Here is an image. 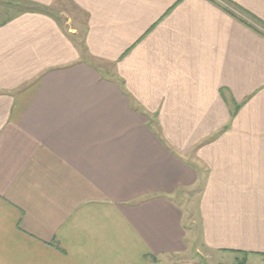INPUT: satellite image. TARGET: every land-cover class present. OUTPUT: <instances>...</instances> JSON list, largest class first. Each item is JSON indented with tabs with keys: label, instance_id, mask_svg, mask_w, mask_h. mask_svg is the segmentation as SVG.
Returning <instances> with one entry per match:
<instances>
[{
	"label": "crops",
	"instance_id": "crops-1",
	"mask_svg": "<svg viewBox=\"0 0 264 264\" xmlns=\"http://www.w3.org/2000/svg\"><path fill=\"white\" fill-rule=\"evenodd\" d=\"M249 15L264 0H1L0 264H159L195 189L203 254L264 264Z\"/></svg>",
	"mask_w": 264,
	"mask_h": 264
},
{
	"label": "rangeland",
	"instance_id": "rangeland-1",
	"mask_svg": "<svg viewBox=\"0 0 264 264\" xmlns=\"http://www.w3.org/2000/svg\"><path fill=\"white\" fill-rule=\"evenodd\" d=\"M1 1V0H0ZM13 3V2H11ZM10 7H14L12 6V4H9ZM2 12H4V14L9 13L10 11H12V9L6 12V8L5 10L3 8H1ZM11 14V13H10ZM251 97H247L245 98L242 102H240V104L236 103L235 101L232 102L231 105V111H230V115H229V119L225 122V124L218 129V131L216 132V134H214L213 136H210L208 138H206V140H204L201 145H205L207 143H210L212 141H215L217 138L220 137L221 134H224L228 131L231 130L232 127V122L234 117L237 115V113L239 111H241V109L243 108V106L247 103V101L250 99ZM201 187V185L199 186V188ZM199 196V191L197 189L192 190L191 192H189L188 197L189 199L187 203L182 204L180 202H178L181 205V208H179L180 210L184 211V222H185V226H186V251L183 252H179L177 254H173V255H161L158 257L159 259V264H249V263H245L242 260L243 255H240L239 257L236 258H231V257H215L209 253H204L202 252V249H200L199 247H201L200 244V240L198 234L196 236L195 232H199V222H198V215H197V205H196V200ZM187 211H190V215L187 213ZM242 260V261H241ZM251 264V263H250Z\"/></svg>",
	"mask_w": 264,
	"mask_h": 264
},
{
	"label": "trees",
	"instance_id": "trees-1",
	"mask_svg": "<svg viewBox=\"0 0 264 264\" xmlns=\"http://www.w3.org/2000/svg\"><path fill=\"white\" fill-rule=\"evenodd\" d=\"M16 8H18V7H16ZM19 10H23V9H27V8H23V7H19L18 8ZM33 9V8H32ZM35 10H40V9H38V8H34ZM246 13V12H245ZM247 14V13H246ZM248 15V14H247ZM249 17L252 19V20H254L255 22H257V23H259L260 25H262L263 27H264V24L263 23H261V21L260 20H258V19H256L255 17H253V16H250L249 15ZM252 27V26H251ZM253 28V27H252ZM254 29V28H253ZM256 31V30H255ZM258 31V30H257ZM256 31V32H257ZM259 32V34H261L262 36H264V33L263 32H260V31H258ZM257 32V33H258Z\"/></svg>",
	"mask_w": 264,
	"mask_h": 264
}]
</instances>
